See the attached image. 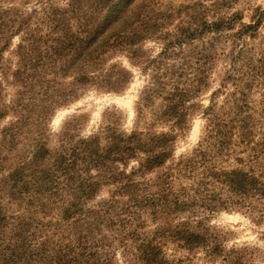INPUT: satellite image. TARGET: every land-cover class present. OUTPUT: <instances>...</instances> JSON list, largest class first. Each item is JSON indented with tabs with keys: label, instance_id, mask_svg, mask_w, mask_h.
<instances>
[{
	"label": "trees",
	"instance_id": "1",
	"mask_svg": "<svg viewBox=\"0 0 264 264\" xmlns=\"http://www.w3.org/2000/svg\"><path fill=\"white\" fill-rule=\"evenodd\" d=\"M66 1L32 13L0 6V64L12 36L21 34L13 73L18 98L7 104L0 91V123L9 114L20 115L1 131L0 264H118V250L125 264H195L190 255L197 249L220 264H243L199 214L232 201L253 212V201H264V163L259 171L205 167L208 180L198 182L205 188L220 184L231 194L219 199L215 189L190 192L193 185H177L176 168L162 169L172 158L177 137L189 128V115L201 108L197 99L210 88L229 38L242 40L228 53L232 66L224 74L234 92L228 107L208 108L205 130L222 154L233 129L239 128L245 142L254 141L259 148L247 162L260 163L261 156L264 161V131L256 137L264 117L252 116L253 94L264 105V38L257 34L264 8L256 10L257 21L239 25V10H230L245 0L193 1L174 8L162 0ZM176 11L185 16L173 22ZM146 38L164 40L165 52L178 47L186 60L171 82L176 68L172 71L169 84L160 79L159 70L155 73L156 80L136 104L138 127L126 133L115 119L88 138L75 137L67 125L55 136L49 132L46 115L79 92L91 87L122 92L132 74L109 63L110 55L125 53L132 63L146 62ZM154 97L161 99L156 108ZM146 111L153 116L140 128ZM160 125L168 126L167 131L158 130ZM207 154L202 151V158ZM131 159L138 165L121 170L119 165ZM152 172L157 175L147 180ZM106 187H111L110 197L97 200ZM12 204L25 209L11 213L7 207ZM143 213L149 217L151 237L142 233L147 224ZM258 218L264 221V211ZM170 244L190 255L170 259L165 251Z\"/></svg>",
	"mask_w": 264,
	"mask_h": 264
},
{
	"label": "rangeland",
	"instance_id": "2",
	"mask_svg": "<svg viewBox=\"0 0 264 264\" xmlns=\"http://www.w3.org/2000/svg\"><path fill=\"white\" fill-rule=\"evenodd\" d=\"M164 5L169 2L171 7H179L182 4L190 3L193 1H200L202 4L209 5L217 0H162ZM50 2L56 3L60 6L67 5L66 0H0V6L4 8H15L25 13H32L34 10L41 12L42 9ZM258 8H264V0H245L244 3H238L236 6H232L230 13L239 10L241 14L240 24H251L258 20ZM206 9L205 13L207 12ZM43 16L41 13L37 15ZM184 13H177L173 22L178 21L181 17H184ZM36 17V16H35ZM178 18V19H177ZM237 28L234 30L236 31ZM171 26H173L171 24ZM169 27L172 29V27ZM257 34L264 38V19L260 22ZM21 40V34H15L12 36L11 44L9 48L3 53V60L1 61L0 70V91L3 93L4 101L7 104H11L18 98V90L14 80V71L18 69V58L16 55L17 47ZM229 38L225 43L226 55L219 59L217 67L210 77V88L205 90L201 96L197 99L200 109L194 110L189 115V128H187L182 134H180L175 143L172 158L166 163L162 170L172 167L176 168L177 185H193L190 192H194L195 189L202 190L205 186L203 182H198L199 179L204 177V181L208 180L206 177L209 175L205 171V167L224 168L230 169L232 167H241L244 170L251 167L257 168L259 171L262 156L259 160L260 163L247 162L250 154L259 151L253 147L256 143L245 142L241 130L239 128L233 129L234 136L230 140L231 144H228L225 150H222V154L218 151L216 146V140L208 138L205 130L208 125V108L214 104L216 110H221L223 106H227L230 103L231 97L234 92V86L231 82H225L224 74L227 70L231 69L232 57L228 56L231 52L234 44H242V40H234ZM165 41L157 38H146L143 41V50L146 51L148 59L146 62H130L128 56L125 53H113L110 55V62L117 66L123 67L129 70L132 74V79L129 85L120 93H115L110 90H102L97 87L88 88L87 91L79 92L78 97L72 102H69L66 106L55 109L52 115H46L48 117L47 128L51 134H60L65 131V127L75 133V137L88 138L103 130L106 123H110L113 120H118V129L130 133L136 127H138V118L136 116V104L141 95L148 91L154 79L155 73L159 70L161 73V80L169 84L168 78L171 76L172 71L176 68V77L171 79V82L177 78L178 69L184 59L181 55V51L178 47L165 52ZM188 62L192 64L191 57H188ZM186 66L184 69L186 70ZM168 68V70H167ZM167 70V72H166ZM166 72V75H165ZM156 85V82H155ZM259 94H253L252 116L255 119L264 117V105L259 99ZM20 98V97H19ZM156 108L157 102L160 103L161 99L153 98ZM156 110V109H155ZM153 113L146 111L143 122L140 128H144V125L148 124V121L153 116ZM20 115L9 114L8 117L0 123V147H1V131L3 127L14 120L15 117ZM33 116V115H32ZM227 116V115H225ZM161 126V127H160ZM158 130L167 131L168 126L160 125ZM76 129V131H75ZM75 131V132H74ZM264 131L263 128L256 132V137H261ZM55 136V135H54ZM54 136L53 139H54ZM206 151L208 157L202 158L201 152ZM138 165L137 160L131 159L125 166L119 165L121 170L129 172L133 167ZM183 168V174H181ZM185 167L187 169L185 170ZM181 174V175H180ZM157 173H151L147 175V180L153 179ZM206 176V177H205ZM205 191L214 190L218 194V199L231 196L227 187L217 184L215 188L212 185L206 184ZM111 187H106L97 196V200H104L110 197L109 192ZM96 200V201H97ZM218 210L212 212H201L199 216L206 219L208 225L215 228V232L219 235L222 242V246L227 250H234L236 256L243 264H264V221H261L258 217L261 212L264 211V201L255 203L253 201V212L250 208H242L234 201L230 202L228 206H217ZM223 207V208H221ZM8 211L11 213L18 212L20 208L16 204L9 205ZM35 210L33 209V212ZM135 212V211H134ZM134 216L132 215V218ZM110 218L116 220L117 218L111 213ZM147 223L142 233L151 237L150 231L152 227L149 225L150 220L146 213L142 214L141 218ZM141 233V234H142ZM174 245H168L165 247V251L168 257L179 259L186 258L190 254L184 249H177ZM118 264H125L117 251ZM195 264H220V261H213L202 249H197L195 253L190 255ZM177 262V260H176ZM171 264H176L175 261Z\"/></svg>",
	"mask_w": 264,
	"mask_h": 264
}]
</instances>
